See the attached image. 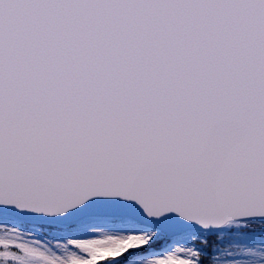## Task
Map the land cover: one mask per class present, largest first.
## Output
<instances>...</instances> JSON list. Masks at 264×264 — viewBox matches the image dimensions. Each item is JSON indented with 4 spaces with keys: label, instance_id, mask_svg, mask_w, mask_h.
<instances>
[{
    "label": "snow or ice",
    "instance_id": "snow-or-ice-1",
    "mask_svg": "<svg viewBox=\"0 0 264 264\" xmlns=\"http://www.w3.org/2000/svg\"><path fill=\"white\" fill-rule=\"evenodd\" d=\"M0 264H264V0H0Z\"/></svg>",
    "mask_w": 264,
    "mask_h": 264
}]
</instances>
